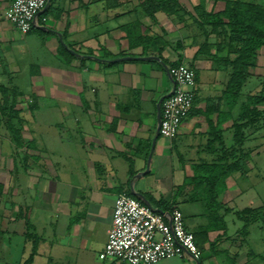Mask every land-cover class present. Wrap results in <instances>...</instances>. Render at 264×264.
Instances as JSON below:
<instances>
[{"label":"crops","instance_id":"obj_1","mask_svg":"<svg viewBox=\"0 0 264 264\" xmlns=\"http://www.w3.org/2000/svg\"><path fill=\"white\" fill-rule=\"evenodd\" d=\"M11 1L0 0V112L17 117L14 125L7 124L13 117L6 120L10 133L0 134V242L17 236L22 245L16 261L2 246L0 262L117 264L99 254L121 192L167 216L179 208L203 252L199 260L152 264H228L234 258L259 264L258 255L264 262L252 246L251 229L259 223L245 234L238 211L246 207L236 202L258 182L246 185L247 173L236 171L213 204L202 182L206 165L221 167L234 149L246 153L244 161L263 151L249 150L260 142L237 125L264 76H250L244 87L254 77L258 82L248 94L243 87L236 100L226 94L232 56L194 13L202 0H177L169 12L153 9L152 0H49L27 33L6 19ZM210 2H202L208 11L226 5ZM32 48L40 50L32 89L45 76L48 92L25 95L14 74ZM178 63L195 69L196 98L169 139L157 134L158 103L174 89L169 68ZM251 203L247 207H258L254 198Z\"/></svg>","mask_w":264,"mask_h":264},{"label":"built area","instance_id":"obj_2","mask_svg":"<svg viewBox=\"0 0 264 264\" xmlns=\"http://www.w3.org/2000/svg\"><path fill=\"white\" fill-rule=\"evenodd\" d=\"M48 3L49 0H12L5 17L27 33ZM169 72L174 92L162 102L160 135L173 139L194 105L197 76L195 69L186 63L171 66ZM202 254L179 208H174L167 216L133 195L118 194L108 240L99 254L101 260L152 264L171 257L191 256L199 260Z\"/></svg>","mask_w":264,"mask_h":264},{"label":"trees","instance_id":"obj_3","mask_svg":"<svg viewBox=\"0 0 264 264\" xmlns=\"http://www.w3.org/2000/svg\"><path fill=\"white\" fill-rule=\"evenodd\" d=\"M152 3V5L155 4L152 6L153 9H165L169 12V9L177 5L178 2L177 0H156V2L152 0ZM194 10L201 24L212 27V31H216L219 36V33L222 32L223 36L228 39V42L225 39L224 42L227 43L229 55L232 57H230L228 64L231 71L227 81L226 94L236 100L251 76L250 68L256 64L259 50L264 47V7L256 2L229 0L221 11H208L203 3L195 6ZM5 99L6 104H8L7 93ZM263 104L264 86L260 94L250 95L247 98V103L243 104L241 119L243 123L238 124L237 128L239 130L241 128L250 129L251 127L255 130L263 128L264 121L261 122L260 118L264 114V108L262 109L260 106ZM16 117L17 113L15 111L13 118ZM11 127L16 132V129L13 126ZM238 150L234 149L231 161H227L221 167H219V164L206 165L209 173L203 178L202 182L208 187L206 195L210 204H213L215 200L217 201L220 190L226 185L227 177L236 171L242 170V158L246 153L243 150ZM238 215L244 221L245 234L250 232V226L255 223L264 225V205L246 207L238 211ZM195 240L199 246L196 235Z\"/></svg>","mask_w":264,"mask_h":264},{"label":"rangeland","instance_id":"obj_4","mask_svg":"<svg viewBox=\"0 0 264 264\" xmlns=\"http://www.w3.org/2000/svg\"><path fill=\"white\" fill-rule=\"evenodd\" d=\"M204 1H205V3H208L209 6H212V3L210 2V0H202L200 2L204 3ZM223 1L226 4V2L229 0H223ZM241 1H243V2H248V1L249 2H256L257 4H260L264 7V0H241ZM193 11H194V13H196L194 8H193ZM209 28H212V27L209 26ZM219 30H221V28H219ZM211 33L215 34L217 32L214 31ZM219 34H220L219 37L215 34L217 36V41H219V39H220V40H222L221 42H223L225 39V41L228 42V39L223 36L222 32ZM17 37H18V35H17ZM18 38L21 40L20 36ZM39 53H40L39 49H33L32 48L30 51H26V53L21 57L22 60L18 62L19 63V69H18V71L16 70V72L14 74L16 76L14 81H15V83L18 81V84L21 87V90L23 91V93L25 95L31 94V93L37 92V91H39L40 93H42L44 91V93H45V90L48 89V87L45 85V83L49 82V78H46L45 76H41L42 81H40L41 79L39 80V78L36 77L39 81H38V84H35V88L32 89L33 88L32 87V76H33V73H36V68L34 67L33 64L37 63L40 60ZM250 72H251V76H264V49H262L258 52L256 64L250 68ZM260 72H262V75L260 74ZM257 74H259V75H257ZM8 79L6 81H3V82H5L4 84H6V85L9 84ZM3 82H1V83H3ZM257 82H258L257 78L254 77L253 79H251L250 83H248V85L246 87H244L243 92L245 94H248L250 92V90H252V88H253L252 84H256ZM261 84H262L261 90L257 91V92L255 91L256 94H253V95H257V94L261 93L263 86H264V81H262ZM46 92H48V90ZM249 96L250 95H248V97ZM31 99H32V97H31ZM52 100L56 101V102L59 101L58 98H56V99L52 98ZM25 101L30 102L29 99L25 100ZM57 104L60 105L61 103H57ZM260 106L262 107V109L264 108V104L260 105ZM0 114H1V117H0V134H6L7 132L10 133V130L8 128H6V126H5L6 120H8V118L11 117L10 113H7V112L1 113L0 112ZM260 118H261V122L264 121V119H263L264 114L261 115ZM62 120L63 119H60V121H62ZM12 121L15 122V123H13V125L16 124V118L11 119L10 124L8 123L9 122V120H8L7 124L11 125ZM248 133H249L250 138H253L254 140L256 138V140H259L258 142H260V143L258 146L257 145L254 146L253 144H250V146L247 148L249 150H252V148H254V147H255V149L258 147H262L263 151H261V153L259 155H257V154L251 155L252 159H249V161H246V160L242 161V172H244V174L247 173V175H248V176H246V183L245 184L247 185L248 182H249V184H252V183L254 184L255 181H257L258 183H256L254 190H249V192L242 194L240 199L236 201V202L244 201L242 204L239 203V208H241L242 205H243V207L255 205V204L251 203L252 198L255 199V203H258L257 204L258 207L264 205V181H263L264 180V127L261 129H258V130H255L253 127H251L249 129ZM252 136H254V137H252ZM1 138H3V137H1ZM0 141L5 143L4 139H1ZM39 143L42 145L45 143V141L40 140ZM2 146H3V148H6V149L9 148L10 149V147L7 145H2ZM248 168L253 169L254 171L250 170L251 171L250 172L248 170ZM257 178H259V179L257 180ZM1 180H2V175H1V170H0V181ZM238 182H239V180H238ZM262 226L264 228V225L259 223L258 226L255 225L254 227H252V229L251 228L250 229L253 231V237H254L253 238L254 240L252 242L253 249L256 252L258 251L261 254L263 252V254H264V239L261 238L262 236L264 238V229L261 228ZM0 227L2 228L1 224H0ZM3 227L6 228V226H3ZM4 236L9 237L7 235H4ZM5 243L6 244L4 245L3 241L0 242V255H1V252H3V250H1V247L4 246V250H6L5 246L7 245L10 247L9 248V251L11 252L10 258H14L16 261V258H17L16 252L18 251V249H17L18 245H19V243L22 245L21 239H19V238H17V236H15L11 240L9 238H7ZM21 249H22V247H21ZM2 257H4V255H2ZM0 258H1V256H0ZM256 260H257V262L259 261V264H261V262H263L262 257H260V259H259V255H258V258ZM239 261L240 260L234 258L232 260V263L228 262V264H239ZM2 262H5V261H1L0 264H2ZM263 264H264V262H263Z\"/></svg>","mask_w":264,"mask_h":264},{"label":"water","instance_id":"obj_5","mask_svg":"<svg viewBox=\"0 0 264 264\" xmlns=\"http://www.w3.org/2000/svg\"><path fill=\"white\" fill-rule=\"evenodd\" d=\"M146 58H148V57H146ZM121 59H126V58H121ZM173 92H174V90H172L170 93H168V94H166L165 96H163V97L160 99L159 103H158V107H159V117H158V128H157V134L160 133V122H161V115H160L161 110H160V106H161V103L163 102V100H164L165 98L169 97ZM152 151H153V149H152ZM150 158H151V156H150ZM150 158H149V161H150ZM133 193H134L135 195H137V196L140 195V193H137V192H135V191H133ZM147 203H148V202H147Z\"/></svg>","mask_w":264,"mask_h":264}]
</instances>
